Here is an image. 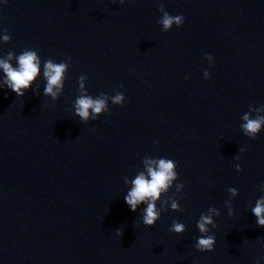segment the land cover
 I'll list each match as a JSON object with an SVG mask.
<instances>
[{
  "label": "water",
  "instance_id": "95a60500",
  "mask_svg": "<svg viewBox=\"0 0 264 264\" xmlns=\"http://www.w3.org/2000/svg\"><path fill=\"white\" fill-rule=\"evenodd\" d=\"M165 11L183 26L164 32ZM5 28L0 58L35 49L71 66L56 101L42 76L39 96L0 89V264H264L250 210L264 196V132L240 129L243 114L264 116V0H8ZM82 74L90 94L109 96L95 121L75 115ZM118 91L123 106L112 103ZM149 157L175 160L185 185L164 197L183 195V211L151 228L124 200ZM210 207L221 211L215 250L200 252L196 222ZM173 220L187 231L170 232Z\"/></svg>",
  "mask_w": 264,
  "mask_h": 264
},
{
  "label": "clouds",
  "instance_id": "9594fccd",
  "mask_svg": "<svg viewBox=\"0 0 264 264\" xmlns=\"http://www.w3.org/2000/svg\"><path fill=\"white\" fill-rule=\"evenodd\" d=\"M8 0H0V5H5ZM120 4H124L126 0H118ZM163 10V6L161 7ZM185 22L183 15L173 16L165 11L159 23L163 26V31H170L173 26L181 27ZM0 40L8 43L11 40L8 30L3 29V34L0 35ZM205 59L211 66L214 64V57L211 54H206ZM15 60V64L12 61ZM71 66V58H66L60 62L52 58L42 60L38 50L25 49L19 55L9 52L6 58H0V89L7 88L14 92L17 97H24L31 90L37 96L41 93L37 91V86L34 87L36 81L43 77L46 81L43 88V96L51 97L53 101L59 99L65 89V84L68 79V72ZM205 79H211L210 72L205 69L203 72ZM87 75H80L78 78L77 97L74 102L75 115L78 116L81 122L89 120H98L102 114L110 113L108 106L109 96L107 93L101 92L97 96L89 93L87 88ZM188 79V77H185ZM123 88V85H121ZM103 97V98H101ZM114 105L123 106L126 101V96L123 91L116 92L111 97ZM257 112L264 111V108L256 109ZM240 129L243 134L250 138L256 139L264 132V116H252L251 112H247L242 116ZM158 144L159 141H154ZM244 147L239 148V153L245 152ZM238 161L240 156H236ZM144 170L140 171L129 183L131 187L124 196L125 203L130 211L140 212V220L145 227H154L161 219L162 214L171 210L175 212L183 211L180 200L184 199L183 195L167 202L164 197L168 196L169 192L175 188V192L182 193L184 183H177L179 173L177 171V162L167 157H149L143 160ZM236 171H242V165H235ZM261 191H264V182L257 185ZM231 198L239 195V191L235 187L228 188ZM225 202V207L228 209L230 216L234 215L232 207V199ZM167 204V207L164 205ZM252 214L256 217L258 226L264 227V196H259L255 205L251 207ZM221 215L220 209L210 207L206 212H202L196 222V228L200 235L194 237L195 248L200 252H212L215 250L216 236L212 232L217 228L216 218ZM135 226V225H134ZM169 231L177 235H181L187 231V225L179 220H173ZM117 236L123 235V230L117 228L115 230ZM256 264H261V260H257Z\"/></svg>",
  "mask_w": 264,
  "mask_h": 264
}]
</instances>
